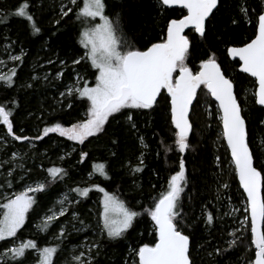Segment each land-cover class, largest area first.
Listing matches in <instances>:
<instances>
[{"label":"snow or ice","instance_id":"1","mask_svg":"<svg viewBox=\"0 0 264 264\" xmlns=\"http://www.w3.org/2000/svg\"><path fill=\"white\" fill-rule=\"evenodd\" d=\"M34 2L35 0H18L11 10V16L26 22L30 33L38 36L42 29L31 11ZM156 4L159 11H179V16L167 19L159 42H149L140 49L118 35V24L105 14V0H82V5L77 0H68V5L61 8L62 17L68 16L75 8L77 19L82 24H88L79 34L84 55L81 59L73 57V64L79 65L84 60L95 71L92 73L94 84L89 86V81L77 73L76 82L61 95L81 100L86 106V116L70 127L52 123L36 136L30 137L17 134L13 109L7 104H0V128L5 132L4 138L11 137L13 141L31 143L55 133L68 141L83 145L90 137L106 135V125H109L110 120L119 122L123 118L130 128L135 129L136 112L154 110L163 101L164 108L169 113V131L172 133L174 150L184 154L190 148V134L194 128L191 116L197 114V107L203 104L207 116L219 122L220 137L226 145V152L230 154L232 178L238 180L241 195L246 198L244 219L229 233L233 237L229 248L243 243V236L239 234L250 229L249 240L254 246V258L249 257L248 264H264V165L257 166L255 153L248 140L249 116L244 112L239 94L235 91L234 80L219 61V55L222 54L226 61L234 62L233 67H238L240 73L253 78L255 90L252 100L259 108L252 112V116L256 118V122L264 124V0H259L255 6L244 0L237 5L238 19L229 16L223 25L228 28L241 21L246 22L251 26V35L247 40H223L225 46L222 53L218 51V45L216 48L204 49L195 67L189 66L192 55L190 48L195 49L207 40L211 26L217 21V13L223 8L222 0H156ZM97 18L99 23L91 24ZM7 22V14L0 17V23ZM24 55L21 49L19 54L10 55V59L21 62ZM57 75L61 76L62 73ZM14 76L15 68L6 76L0 75V81L10 88ZM213 104L214 112L209 107ZM68 106L71 107V104ZM19 131L22 133L23 129ZM172 150V147L165 148L166 152ZM15 156L13 153L14 158ZM88 156V152L81 151L78 162L84 163ZM215 161L216 167L221 168V157L216 156ZM139 165H143V159H140ZM131 170L140 172L142 168L137 166ZM46 172L52 181L63 179L67 175L62 167H50ZM186 172L185 159L180 158L178 170L168 179L166 190L153 199L152 205L143 209V213L154 224L153 241L130 248L129 257L124 264H196L191 234L185 233L180 226L184 219L181 194L188 183ZM8 175L12 173L9 172ZM92 176L111 179L104 162L91 165L89 177ZM11 186V182H8V187ZM93 187L103 194L98 220L101 235L108 242L124 240L134 220L141 213L126 206L116 194L106 191L99 184H94ZM220 187L225 190L229 188L222 176ZM45 188L46 183L27 185L11 197L5 196L6 202L0 203V242H4L5 249L0 254V264H8V261L27 264L28 250L38 253L37 264H52L57 248L40 249L37 242L31 239L16 244L19 239L17 233L24 227L30 210H34L33 206L37 204L35 194L43 192ZM91 190L90 187L72 189L79 197H87ZM62 216H65L63 206L58 213L46 215L44 230ZM75 216L73 213L74 218ZM205 216L208 224L214 222L212 213H205ZM80 223L83 224V221ZM64 236L65 230L60 228L58 238ZM86 249L87 255L85 251L73 255L74 264H98L96 257L100 255L101 243L95 242L86 246ZM224 251L227 249L217 248L208 255H223Z\"/></svg>","mask_w":264,"mask_h":264},{"label":"trees","instance_id":"2","mask_svg":"<svg viewBox=\"0 0 264 264\" xmlns=\"http://www.w3.org/2000/svg\"><path fill=\"white\" fill-rule=\"evenodd\" d=\"M243 2L244 0H222L223 8L220 13H217V21L211 26V30L207 34V40L203 41L201 45L195 49L190 48V52H192L189 60L190 67L198 65V57L202 55L204 49L209 47L216 48L218 45V51L222 53L225 46L222 42L223 40L240 41L249 38L251 35V26L244 21L239 22L238 25H231L228 28L223 26L224 23L227 22L229 16L238 19L236 15L238 12L237 5ZM17 3L18 0H0V10L3 11V13H8L10 15L11 10ZM110 3H112L111 7L113 8V22L118 24L119 35L123 36L134 47L140 49H143L149 44V42H159V37L163 35L167 19L179 16V11L174 12L171 9L166 12L159 11L156 0H117L116 2L108 0L109 6ZM248 3L255 6L259 1L248 0ZM31 11L38 26L42 29V32L38 36L32 35L26 26V22H22L14 16H11L7 23H0V47L5 43L3 40L10 39V41L13 40L16 43V48L20 47L25 53L23 60L16 63V76L13 77L12 87L9 88L5 86L4 83L0 87V104H7L13 109L16 131L25 127V135L34 137L40 133L45 126H49L52 123H61L65 127H70L71 124L78 123L84 119L83 116L86 113V106L81 100L74 97H72L71 107H69L65 113L56 115L51 119L49 118L47 122L39 124L34 131L32 130L34 128L28 126L26 117L31 116L30 114L33 113L32 111H34V108L42 109V106H48V103L51 102L52 96H55L54 93L56 88H62L63 82L71 79L73 75L71 72L72 68L82 69L89 66L90 69L88 70L91 72H93V69L90 64L87 66L80 63L79 65H74L72 67L68 66L58 78L60 81L56 80L44 83L39 80L33 82L31 79L32 72L30 70V63L36 54V49H38L37 45L44 43L45 39H49L48 44L50 49L47 53L58 52L65 56L70 52V54L79 53L81 50L75 41L76 34L74 33L75 22L73 21V16L59 20V23L56 24L51 22L50 13L46 6V0H35ZM225 33H227V35H225ZM2 37H4L3 40ZM14 52L17 53L19 51L16 49ZM219 61L222 64L223 69L234 80L236 85L235 91L239 94L240 99L241 95L253 85L252 79L247 75L240 73L238 67H233L234 62L226 61L224 55H219ZM68 62H66V66L68 65ZM56 66L57 63H54L51 64L49 68H52L53 72L56 73L58 72ZM250 101L248 116L252 134L251 140L253 146L256 145L260 132L263 135L260 141L264 144V132L258 126L256 118L252 116V112L259 107L253 104L252 98H250ZM43 110L45 111V109ZM163 111L166 112L163 101H161L155 109L152 110L151 114L162 113ZM143 118L137 117L136 120H141ZM191 119L194 124L192 141L195 143V141L197 142L200 138L198 137L200 131L203 130L204 125L206 124V114L202 112L201 105L197 107V114L192 115ZM36 120L35 116L29 118L33 127ZM167 121L168 119H165V122ZM153 125L152 130L146 131V133L151 132L150 134H153L154 137H147L148 141L155 142L157 140L156 142H158L160 140L163 142V146L173 148L170 144L172 142L168 139L169 133H166L167 129L164 125L161 126L159 123H153ZM107 127L111 129L109 130L108 128L106 135L102 134L100 138L92 140L87 146L79 147V153L81 151L89 153L86 163L81 166H74L75 162L74 159H72L68 161L69 163L67 162V164H72L69 167V172H71L69 179H79L80 176H82L80 173L84 174L90 169V161L98 160L104 162L108 167L111 179L105 180L102 183V186L110 193L116 194L125 202L126 206L141 213V215L134 220L133 226L129 229L124 240L111 242V249L115 251L111 254L103 253V255L97 260L98 264H124V261L129 257L130 248L139 246L142 243H150L153 241L154 225L151 223L152 221L150 217L143 213V209L146 207L142 206L138 200L140 197V192H138L139 188L127 190V188H131L130 185L132 184L129 178V168H125L123 172L117 169L123 164V161L125 166L126 161L135 160L140 152L138 143L136 140L131 141L132 146L128 147L127 145L125 147V144L129 143V134L112 132L117 127H110V123ZM2 131L4 130L0 128V133ZM61 138L62 137L58 134L50 133L48 137H44L42 140L32 141V144L34 145L32 157H34L37 162L32 172V176H38L41 178L47 173L46 169L51 167L50 162H52L59 153L58 141L61 140ZM101 140H105L103 144L107 145L109 147L108 149L103 147L101 149L96 146V144H100ZM206 144L210 143L206 141ZM20 145L22 144L17 143V146ZM162 145H159L161 150L160 155H157L159 158L154 154V149L151 148L152 154L147 157L145 162V173H149L150 175H147L149 178L145 179L144 183H146L149 188L152 185H155L156 187L152 189V187H154L152 186L148 193L145 192L147 189H145V191L142 190L144 196L141 198L142 201H145L144 203L149 202V198L153 196L152 192L156 191L160 186L159 178L163 177L161 174L164 170L162 165L165 164L166 166L167 164L168 167L171 168L176 162L175 153L173 151L174 149L168 154ZM89 146H92L93 150H91ZM123 146L126 149H124V154L120 155ZM197 146L199 147L198 144H196V147ZM208 147L211 149V145ZM202 151L193 152L191 157L193 163H191V161L189 162L192 165L198 164L200 166L198 172L203 171V173L202 175H198V173L193 174L192 177H190V182L184 189L181 209L184 219L181 221L180 226L185 233L191 234V244L194 249L193 256L196 264H238L241 259L246 261L245 264H248L247 261L249 260V257L254 258V250L248 249L250 246V231L248 230L243 237V243H239L237 246L229 248V246L226 245V240L229 238L230 222L227 220L220 221L217 219L216 214V206H224V196H226V194H228L236 203H240L242 199L245 200V197L241 195L242 191L238 188L237 180H233L232 178V168L231 165L228 164L230 162V157L226 152V145L225 155L221 159V168L197 162L202 158ZM252 151L255 153L256 163L259 167V156L257 155L255 146L254 148L252 147ZM113 152L119 153V155L113 157L111 156V153ZM203 153L207 155L205 151H203ZM76 158V160L79 161L77 156ZM67 164L65 163V166H67ZM133 164L135 163L133 162ZM132 166H130V168ZM221 176L223 177V181L229 184L228 190L220 187ZM138 179L139 177L135 178V180ZM140 180L141 179L138 181ZM8 182H11V185L14 188L17 185H21V182L18 180H10ZM8 182L6 183L7 186ZM55 190L56 188H52L51 186L48 192H44L41 195V198L46 199L51 197ZM93 197H95V193L90 191L88 196L83 198L79 207H86ZM39 203L40 206H42L44 201H40ZM205 211H209L214 216V222L212 224L207 223ZM40 239L37 240L38 243L41 242ZM198 247H200L199 251ZM217 248L221 250L227 249V251H224L223 255H208V253L214 252Z\"/></svg>","mask_w":264,"mask_h":264},{"label":"rangeland","instance_id":"3","mask_svg":"<svg viewBox=\"0 0 264 264\" xmlns=\"http://www.w3.org/2000/svg\"><path fill=\"white\" fill-rule=\"evenodd\" d=\"M111 2H116L117 0H109ZM259 1V0H258ZM78 4L82 5V0H77ZM106 8H105V14L113 20V8L112 3H110V6L108 5V0H105ZM63 5H68V0H46V6L50 13V20L53 23H57L59 20H63L64 18H67L69 16H73V21L75 22L74 25V33L76 34V44L78 47H80L81 52L67 55L59 54L58 52L50 53L47 51L49 48V39H45V42L41 45H37L36 54L33 57L32 62L30 63V70H31V79L33 82L41 80L42 82H53V81H60L58 78L60 76L57 75V73H63V71L68 68V66L72 67L75 64H73V57L76 59H81V57L84 55L85 50L80 45V33L84 31V28L88 26L87 23L82 24L80 20L77 19L75 12L76 9L73 8V12L69 13L68 16L61 15V8ZM71 7V5H69ZM158 7V5H157ZM5 14H7L8 21L11 18L8 13H3V11L0 10V17H5ZM247 19V18H246ZM114 21V20H113ZM99 23V19L91 21V24ZM56 26V25H54ZM73 33V34H74ZM119 35V33H118ZM5 37V36H4ZM2 37V40L4 39ZM5 43H3L0 47V75H8L13 68L16 70V63L10 59V55L19 54L21 48H16V43L10 39L9 40H3ZM14 42V43H13ZM11 45V47H9ZM8 49V51H6ZM18 50L19 52L15 53V50ZM24 51V50H23ZM44 51V52H42ZM42 52V53H41ZM51 61V63H49ZM71 61V62H68ZM66 62H68V65L66 66ZM57 63V70L58 72L54 73L52 68H49L51 64ZM82 65H89L84 60H81ZM88 67L82 68V69H76L72 68V77L71 79L63 82L62 88H56L55 90V96H52L51 102L48 103V106H42L41 108H34L31 113V116H27L26 120L28 121V126L34 128L33 131L39 126L41 123H45L48 121V119L55 117L56 115L63 114L66 112V110L69 109V104L72 105V97L62 96L61 93H65L68 87H71L77 79V73L83 77L86 78L89 81V86L94 84V69L93 72L89 71ZM77 70V71H76ZM92 70V69H91ZM3 82L0 81V87L2 86ZM61 87V86H60ZM255 87L252 85L250 88L245 91L240 99L243 104L244 112L248 114L249 110V104H250V98H252V93L254 92ZM211 111H215V106L210 105L209 106ZM45 109V111L43 110ZM201 110L204 114L205 108L204 105L201 104ZM152 110H141L137 111L134 120L136 122V128L132 129L129 127L126 120L121 118L119 122L117 121H111L110 120V127L115 126L114 131L112 132H118V133H127L129 134V143L125 144V147L128 145V147L132 146L131 141H135L138 143L139 148V154L136 156L134 161H126L124 166L123 164L118 167L117 169L119 171H124L125 168H129V178L130 182L132 183L130 185L131 188H127V190H134L135 188H139L138 192H140V197L138 200L140 201L141 205L144 207H149L153 203V199L158 197L159 194L162 191H165L167 188V181L170 178L172 174H174V171L178 170V164L179 159L184 158L186 163V175L188 176V183L190 182V177H192L193 174L202 175L203 171H199L200 169L198 164H190L189 162L192 160V153L197 151H205L207 155L202 153V158L199 159L201 163H204L205 165H212L213 167H216V156H220L221 159L225 155V144L222 141L220 137V126L219 122L216 119H210L206 114V124L204 125L203 130L200 131V137L198 141L195 143L192 141V133L190 134V148L184 153L181 154L175 150V157L176 162L173 164L171 168L168 167V165L163 164L162 168L163 173L161 174L160 180V186L156 191L152 192V195L149 199V202L144 203L145 201H142V198L144 196V193L142 190L148 193L150 192V188L152 186V189L155 188V185H152L150 188L146 183H144V180L149 178V173H145L146 169V159L147 157L151 156V148L154 149V154L160 155V148L159 145H162V142L159 140L158 142H149L147 137H153V134L146 133V131H150L153 129V123L161 124V126L164 125V127L167 129L168 139L170 140V143L173 146V140H172V133L169 131L170 128V122L169 120L165 122V119H168L169 113L166 111H163L162 113H154L151 114ZM35 116L36 122L33 124L29 121V118ZM86 113L84 114L83 118H85ZM146 118L144 119L143 118ZM137 117H141L143 119H137ZM36 126V127H35ZM106 128L108 130L109 127ZM258 126L263 130L264 132V124L258 123ZM248 127V140L250 148L252 147L257 150V155L259 156V163L260 165H264V144L260 141L261 137L263 136L262 133L259 132L258 140L256 141V145L253 146L251 137V129L249 126V123L247 125ZM23 132L21 133L19 130L17 131V134H24L26 133V128L22 127ZM111 128H109L110 130ZM193 132V131H192ZM150 134V136H149ZM102 136L99 135L97 137H90L88 141L85 142V144L80 145L76 144L72 141H68L66 138L62 137L61 140L58 141V148L59 153L57 157L50 162L51 167H62L67 171V175L63 179H57L55 181H52L50 177L47 176V173L44 174L41 178L38 176H32V172L34 170V167L36 166V159H34L32 150L34 149V145L29 142H19V141H13L11 137H8L5 139V132L2 131L0 133V203H4L5 196L11 197L15 192L22 191L24 187L27 185H34L36 183H46V188L43 192L36 193L37 198V204L33 206L34 210H30L28 214V218L26 219L25 225L20 231L17 233V236L19 237L18 240H16V244H19L22 241H27L29 239L35 240L37 242L38 239H40V243L37 242L40 249H43L45 247H55L57 248L56 254L52 257V264H74L73 262V255H78L80 251H85V255H87V249L86 246H90L95 242L101 243V249H100V255L96 257V260L100 258L103 253H113L115 250L111 249L112 245L111 242H108L105 238V236L101 235V229L98 225L99 220V212L101 211L100 207V200L102 199L103 194L98 192L93 185L99 184L101 187L102 183L105 181L104 179L98 177V176H92L89 177V172L91 171V165L93 163H99L101 161L98 160H92L90 161V169L85 172L84 174H81L79 179H69L71 172H69V167L72 164H67L68 161L74 159V166L75 165H82L86 163L85 160L84 163H79L76 159V156L79 158V147L87 146L89 142L92 140H96ZM124 137V136H123ZM142 138V140H141ZM102 139V138H101ZM150 140V139H149ZM105 140H101L100 144H96L98 148H106L109 147L107 145H104ZM206 141H208L210 144H206ZM18 144H22L20 146H17ZM152 144V145H151ZM196 144L199 145V147H196ZM211 145V149L208 147ZM163 146V145H162ZM161 146V147H162ZM252 146V147H251ZM90 147V146H89ZM124 146L122 147V150L120 151V155L124 154V149H126ZM95 148V147H94ZM163 148H167L163 146ZM91 150H93V147H90ZM210 149V152H209ZM109 151V150H108ZM13 153L16 154L15 158L13 157ZM168 154L171 153V151L167 152ZM119 155V153L113 152L111 153V156L115 157ZM63 157V159H61ZM159 158V156H157ZM140 159H143V165H139ZM133 162L135 164H133ZM65 163L67 166H65ZM69 163V162H68ZM191 163H193L191 161ZM133 164V166H132ZM228 164L231 165L229 162ZM130 166H132L130 168ZM140 166L142 168V171L140 172H134L131 169H134L135 167ZM73 167V166H72ZM218 168V167H216ZM11 172L12 175H8V173ZM148 175V176H147ZM155 175V174H154ZM35 177V178H34ZM139 177L141 179L140 181L135 180V178ZM37 178V179H36ZM143 179V180H142ZM10 180L13 181H20L21 185H17L15 188L11 186L10 188L6 185V183ZM142 181V182H141ZM187 183V185H188ZM153 184V183H152ZM49 185V187H48ZM186 185V186H187ZM53 187L56 188L54 194L46 199H42L41 195L44 192H48L49 189ZM185 186V187H186ZM77 187H90L92 188V192L95 193V197L91 199V202L86 207H79V204H81L84 197H79L75 192L72 191L73 188ZM106 191H108L105 187H103ZM185 189V188H184ZM223 189V188H222ZM52 190V189H51ZM50 190V191H51ZM228 190V189H227ZM109 192V191H108ZM67 197V199H65ZM182 198L183 193L181 194V205H182ZM225 204L217 205L216 206V214L217 219L224 220L230 222L229 224V233L233 232L238 226L239 222L244 219L245 213L244 208L246 207V200L242 199L240 203L234 202V200L226 194L224 196ZM40 201H44L42 206H40ZM78 201V202H77ZM138 201V202H139ZM63 202V204H62ZM144 203V204H143ZM61 206H63L65 210V216L59 217L58 220L52 222L50 226L44 230V219L46 215L51 214L52 212H59ZM73 213L76 214L75 218L73 217ZM205 213H210L209 211ZM80 221H83V224L80 223ZM153 223V222H151ZM59 225V227L57 226ZM154 225V224H153ZM60 228H63L65 230V236L63 238H58V234L60 231ZM250 231V229H246L242 231L239 235L245 236L247 231ZM229 235V234H228ZM233 239L231 235H229V238L226 240V245L229 246V242ZM4 242H0V254L5 251L3 248ZM248 249H252L253 245H251ZM200 250V247H198V251ZM29 255V256H28ZM26 261L27 264H37L38 261V253L34 250H28L26 252ZM246 261L241 259L238 264H245ZM248 263V261H247ZM8 264H15L13 261H8Z\"/></svg>","mask_w":264,"mask_h":264},{"label":"water","instance_id":"4","mask_svg":"<svg viewBox=\"0 0 264 264\" xmlns=\"http://www.w3.org/2000/svg\"><path fill=\"white\" fill-rule=\"evenodd\" d=\"M243 74V73H242ZM245 75H247V74H245ZM251 78V77H250ZM252 80H253V78H251ZM258 106V105H257ZM259 107V106H258ZM229 157H230V154H229ZM237 182H238V180H237ZM241 191H242V189H240ZM245 200H246V198H245ZM253 248H254V246H253Z\"/></svg>","mask_w":264,"mask_h":264}]
</instances>
